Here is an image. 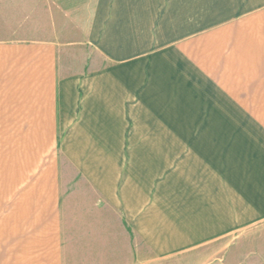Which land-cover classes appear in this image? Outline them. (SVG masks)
Masks as SVG:
<instances>
[{"label": "crops", "instance_id": "crops-1", "mask_svg": "<svg viewBox=\"0 0 264 264\" xmlns=\"http://www.w3.org/2000/svg\"><path fill=\"white\" fill-rule=\"evenodd\" d=\"M51 2V11L85 13L71 24L75 35L0 36V264H140L141 253L154 264L157 255L252 221L249 151L233 164L236 173L243 169L242 204L234 191L223 202L212 196V185L230 182L214 171L220 162L213 151L211 166L189 161L188 171L186 162L178 180L185 206L188 198L202 204L210 186L213 218L204 223L195 207L191 234L185 210L173 246L169 214L156 208L154 167L141 168L139 160L160 155L139 143L158 141L150 126L172 124L165 120L171 92L162 87L174 85L171 72L157 67L158 44L175 45L160 53L163 60L185 62L189 44L202 60L232 45V81L264 85V0H83L73 8ZM20 3L0 0V26L16 29ZM247 68L255 72L238 73ZM253 93L259 98L251 108L264 124V87ZM163 133L160 141H172L171 131ZM166 151L162 157L171 156ZM258 163L256 219L264 217V156Z\"/></svg>", "mask_w": 264, "mask_h": 264}, {"label": "rangeland", "instance_id": "rangeland-1", "mask_svg": "<svg viewBox=\"0 0 264 264\" xmlns=\"http://www.w3.org/2000/svg\"><path fill=\"white\" fill-rule=\"evenodd\" d=\"M62 1L65 4H70L72 8L83 2V0ZM51 3V0H21L17 12H14V15L18 17L16 29L0 26V36L13 34L18 37H30L35 36L36 32L48 34L53 31L57 34L75 35L76 27L71 26V24H74L78 17L84 18L85 13L51 11L48 10ZM69 18H71L70 24ZM38 19L47 24L44 27H35L37 24H41L37 23ZM53 22L59 23L60 26L53 27ZM80 30L83 31V27ZM12 31L14 33H11ZM156 46L157 67L162 69L166 67L171 72L170 77L172 85H174L173 87H162L165 92H171L172 110L170 116L165 120L171 121L172 124L149 127L151 131L155 130L158 141L140 142V148L141 150L152 151L161 157H140L139 160L141 168L143 166L154 167L152 169L155 170L154 174L156 175V208L158 212L164 209V212L166 210L165 214H169L167 224L170 233H175L171 235L170 241H172L173 246L177 245L175 242L179 241L183 232L179 228V217L185 210L186 214L184 215H187L189 220L188 233L193 232L192 228L195 225H191V216L193 215L191 210L194 211L195 207H198V210H203L204 223L207 218H213L211 211H213L214 204H210L212 197L208 200L206 196L209 194L210 186L205 184L203 187L202 192H204L206 200L201 202L203 201L201 198V201H198L202 204L199 205L196 200L188 198L189 203L185 206L183 198L180 197L181 188L180 181H178L181 177L179 170L186 162L188 171L192 166L189 161L194 164L205 161L208 162V166H211L212 160L216 159L210 156L213 151L220 162L219 168L216 169L215 166L214 171L218 170L222 179L227 178L225 174L228 175L230 182L212 185L215 193L212 196H216L218 202H223L228 197L227 195L234 191L237 193V203L241 204L243 199L245 200L242 183L244 174L243 169H239L238 165H236V169H239L240 172L236 173L233 164L234 162L239 163L238 160H243L242 151L244 149L249 151V156L252 159L250 170L253 177L249 197L253 203L251 206L253 220L244 223L237 222V227L233 229L224 230L221 228L217 234L205 235L203 239L197 242L177 248L182 249L179 252L157 255L154 264H264V217L255 218L259 209L254 205L255 199H253L254 197L258 198L256 191L260 182L259 178L255 176L260 175L258 162L260 157L264 156L262 155L264 154V124H261L262 119L259 116V110L251 108L259 98V94L253 93V90L264 87V85L242 87L243 85H238L232 81L235 77L233 61L235 53L232 52V45H226L223 53L216 56L215 59L205 57L202 60L194 59L196 46L189 44V55L186 62L183 57L169 61L163 60L160 56L165 48L173 47L174 49L175 45L158 44ZM176 51L178 52L177 49ZM253 71L255 72V69L251 71V68H247L239 70L238 73L250 75ZM211 73L215 76L211 77ZM256 73H258V69ZM159 74L161 73L157 72V75ZM180 80L184 87H177ZM168 95L166 94L167 100ZM159 119L157 116V122ZM185 121L187 124H173ZM164 130L166 132L171 131L172 141L159 140L163 139ZM160 134L162 135L160 136ZM166 150L170 151V157H162L163 151ZM226 162L230 163L226 164ZM183 170L186 172L185 168ZM210 170H212L211 167H209ZM168 177H174L175 180H167ZM169 197L171 201V205L168 204L170 211L168 207V210L166 209ZM225 208L221 203L219 212L221 213ZM235 208L237 212H243L240 205L236 204ZM147 257L141 253L140 264H152Z\"/></svg>", "mask_w": 264, "mask_h": 264}]
</instances>
